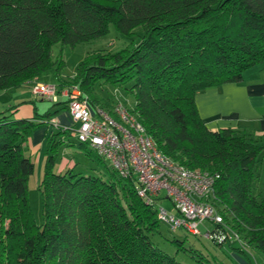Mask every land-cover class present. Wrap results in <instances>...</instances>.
Listing matches in <instances>:
<instances>
[{"label":"trees","instance_id":"trees-1","mask_svg":"<svg viewBox=\"0 0 264 264\" xmlns=\"http://www.w3.org/2000/svg\"><path fill=\"white\" fill-rule=\"evenodd\" d=\"M110 25L125 37L139 26L143 32L117 50L88 52L75 75L56 84H77L92 113L100 108L115 118L113 97L101 98L96 88H122L132 98L123 104L161 153L214 175L210 201L228 236L206 238L214 227L208 221L198 235L246 258L249 249L264 254V194L253 192L262 147L234 129H208L195 103L197 92L238 83L264 64V0H0V90L61 64L52 56L55 43H86L107 35ZM16 110L0 112V264H182L153 244L163 223L154 203L164 198L145 203L134 176L122 178L112 167L95 177L52 172L76 126L59 125L46 138L36 223L27 197L34 163L24 146L56 111L22 119L12 117ZM78 147L106 161L86 144ZM172 242L186 250L182 240ZM198 255L199 264H228Z\"/></svg>","mask_w":264,"mask_h":264},{"label":"built area","instance_id":"built-area-1","mask_svg":"<svg viewBox=\"0 0 264 264\" xmlns=\"http://www.w3.org/2000/svg\"><path fill=\"white\" fill-rule=\"evenodd\" d=\"M32 94L52 103L65 100L69 117L77 124V141L109 162L120 177L134 176L136 193L145 203L153 204L158 197L170 199L175 213L157 209L158 219L170 229L198 235L199 225L208 221L214 227L203 235L218 242L226 240L229 228L217 227L222 216L210 201L214 175L184 167L161 153L123 103L114 106L115 118L100 108L92 113L77 84L36 82Z\"/></svg>","mask_w":264,"mask_h":264},{"label":"rangeland","instance_id":"rangeland-1","mask_svg":"<svg viewBox=\"0 0 264 264\" xmlns=\"http://www.w3.org/2000/svg\"><path fill=\"white\" fill-rule=\"evenodd\" d=\"M142 32L143 27L139 26L135 28L132 36L125 37L121 36L113 25H110L107 35L86 43H78L73 47H61L59 43H55L52 46V56L59 57L61 64L54 65L36 80L33 79L30 82L22 83L13 88L0 90V112L6 111L8 107L13 105L17 107V110L13 113L12 117L23 119L26 118L27 115V112L23 110L27 105L31 108L32 111L30 113L32 115H35L33 106L37 107L36 112L40 115L44 114L46 111L52 110L57 105H54L48 100L33 96L32 88L36 82L56 84L58 79L69 80L75 75L79 62L88 52L98 49L117 50L129 44L131 39L137 42L139 40V34ZM96 91H98L103 99L112 96L114 100L112 107L118 103H123V101L127 103L132 101L131 96L126 94L122 88L110 84L103 83L100 86L98 83ZM62 125L71 126V121L66 120ZM68 138L71 140V145L64 144L57 150V155L51 169L52 172H63L64 170L71 169L74 173L95 177L101 176L107 171L112 170L109 162H98L94 154L89 156L84 148L78 147L79 142L76 139L75 133ZM29 152L30 151H27L25 154L31 155ZM31 159L34 163V169L27 181V197L34 220L36 223H40L42 220L41 196L37 184L39 178H41L43 174V160L42 166L39 167L38 158L32 155ZM253 192H255V190H253ZM162 195H164L163 192L160 193V197ZM159 207L173 212L170 199H156L154 208L158 209ZM205 226L210 225L207 223ZM199 229L203 233L204 225L201 224ZM150 238L157 248L174 256L182 264H199L198 254L207 258L214 257L228 264H264V254L256 250H250L249 248V252L245 250V252L249 254V257L246 258L241 253L229 251L226 245L219 247L203 236L189 234L183 229L171 230L163 223H160L159 231L152 234ZM173 239L182 240L186 250H178L176 243L172 242ZM190 249L196 253H191Z\"/></svg>","mask_w":264,"mask_h":264},{"label":"crops","instance_id":"crops-1","mask_svg":"<svg viewBox=\"0 0 264 264\" xmlns=\"http://www.w3.org/2000/svg\"><path fill=\"white\" fill-rule=\"evenodd\" d=\"M195 103L198 114L208 129L231 128L251 135L262 147L259 154V176L254 182V190L255 193L264 194V64L246 70L238 83H224L197 92ZM55 105V108L49 110L52 113L56 111L53 117L47 124L35 129L24 146L26 152L30 151V157L35 155L38 158L39 167L44 160L48 134L66 120L71 121L65 105ZM33 108L37 113V107ZM23 110L27 112L26 117L34 116L30 113L32 110L29 105ZM71 125L77 127L72 121Z\"/></svg>","mask_w":264,"mask_h":264}]
</instances>
